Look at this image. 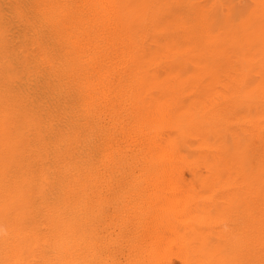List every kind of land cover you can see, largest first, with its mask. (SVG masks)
<instances>
[{"label":"rangeland","instance_id":"rangeland-1","mask_svg":"<svg viewBox=\"0 0 264 264\" xmlns=\"http://www.w3.org/2000/svg\"><path fill=\"white\" fill-rule=\"evenodd\" d=\"M6 1L7 2H5V0H0V2H3V3H0V17L2 16L1 12L7 7L5 5H8V0ZM118 1L119 0H110L109 2L111 3V6L109 10H107L106 12L100 13V14L99 13L95 14L93 18L91 17V26H92L91 28L94 29V32L92 29L90 38H92L94 42H100L98 43L100 47H97L95 49L97 51V52L95 51V54L97 55L100 52L107 57L109 56L108 54H110V56L112 55L111 58L109 56L107 59L108 68L106 69V71H102L101 73V77H104V78L106 77V80H105L106 83L104 84L105 85L107 84V86L105 85L103 86L102 88L103 90L99 96H100V99L103 100V102L105 100L106 107L104 105H102V107L100 106L98 108L99 111H96V113L101 114L100 116L102 117V119L103 118L109 119L107 117L113 116L112 114H114V117L117 116L118 114H119L118 116L124 115L123 119L129 122L131 119H128L129 121L125 119L128 111L126 112L127 109L124 108V106L126 105L128 106L129 100L125 102L126 99L124 96L130 87L137 88L136 82L138 81L140 83L139 84L137 82L138 85L147 84L146 86L149 92H151L153 97L157 100V103H159V106L162 107L166 103L167 106L166 107L163 106L164 108L162 107L160 109L161 110L166 109L167 110L166 112L168 113L170 118H168L169 116H167L165 113L164 115L166 116L165 117L166 120L163 119L164 117L162 118L163 115L161 116L160 121H158V117H157L156 120L158 122H156V120L154 119L152 120L144 119L145 121L148 120L149 122L148 123L147 121L145 122L143 120V114H142V116H140L139 118L142 119L143 122L140 119L139 120L135 119L136 121L131 120L130 122L133 123L134 121L135 124L131 123V125L130 124L128 125H130L131 127L132 125H134V127L136 126L137 128L132 127V130H131V127L128 126L130 128V131H128L129 129L127 130V132L126 130L124 131L123 137L128 138L129 135H130L129 137H131L129 139L123 138V140H121L123 151L125 153L124 158H127L126 152L127 154L129 153L128 157L130 158L129 159L123 158L122 160L123 164L121 163V167H116L114 164L112 165V163H109V161L107 160L104 162L105 164L103 165L102 163L96 162L94 165L88 166L87 163H82V162H86L85 160L82 161L78 159V162H77L75 161L77 160L76 158L72 157L73 159H71V157H67L66 159L67 163L69 164L70 163L72 164L73 162H76V163H74L72 167L70 164L71 168H66L68 169L69 177L64 176L65 179L63 178V181H62L58 177V174L54 173L51 165L47 166L46 164H43L44 167L41 168L43 165H37L35 161L31 163V162L26 161L27 159H25L23 162L22 158H19L21 156L19 155L21 151L18 150L19 148L16 147L15 144H14L15 146H13V142L10 141L9 136L7 135L9 132H11L12 134L11 137L17 136L18 137L17 139H20L22 145L26 147L25 151L30 149L31 145L34 144L32 134L34 133L35 135L39 136V129H41V126H39V123H35L37 120L35 119L34 116L31 115V111L28 112V110H23V109H22L23 111L22 110H20V112L18 111L17 113L18 117L19 116L21 117L23 114V120L20 122L18 121L20 120V117L19 119H17L18 117L14 114V111L11 112L9 109L7 110L5 106L0 107V110H1L0 111V123H2V125L0 124L1 125L0 126V149H1L0 150V165H2L0 167V192H1L0 193V224L7 226L9 230H11L12 228L10 232L11 237L7 240L0 241V264H8L10 257L13 255V252L15 250H19L21 252L23 260L25 261L35 260V258L38 259V256L40 254V248H44L45 244L49 243L47 242V240H50L51 236L57 239H60L61 237H65L66 240H69V241L74 240L75 243L79 245L85 244V241L88 240L87 238H90V237L93 238L95 231L98 230L97 223L99 222V219L100 221H104L103 215L106 214L107 210L109 209L108 207H112V205L114 206L115 203L116 204L118 203V200L116 197L119 196V193L121 191L117 189L118 182L120 180L119 176H121V172L128 171V173L124 172V180H123V181L126 180L125 183L128 182L126 183L128 184L127 187H129V185L133 184L134 182H140L141 181L140 177H143L146 173L148 174L150 173L147 171L154 170V172H156L158 170L159 172V168H157V166H159L158 159L160 158V155L158 154L160 152L163 153L164 151L166 152V155L167 154L169 155L170 153L171 155V156L169 155L170 157H174V156L178 157V158L174 157L175 158L174 161L177 160L176 161L177 163L174 162V166H177L179 162L181 165L179 164L178 165L179 167L177 166L179 170L176 168L177 171H174L173 173H171L172 178L170 179V181H168V183L170 182L171 183L168 184L165 181L166 186L164 183L163 185L166 188L167 185L175 184V186L174 185L173 186L175 187L176 192L174 189V191L172 190L174 193L173 192L172 193L174 194L176 198L179 197L182 200V201L181 200L179 201L180 204H178V212H180L183 206H184L183 208H185L186 206L185 200H188L186 202L187 206L191 205L192 208L187 207L189 212H187L188 214L186 213L187 215L185 216L189 220L185 217L187 219L186 221L187 224L186 222L183 224V221H182L183 219H181L183 216L179 215L180 219L178 218V216H176V219H179L180 222H178L179 220H173V225L175 226V228L174 227L169 228V227H166V225H168L169 223L166 224V223H163L162 221L159 222L157 217H155L156 215L153 216V214L157 213V210L155 211V208H153L154 210H152V207L154 206H152L153 203H151V201L149 200V197L150 199L152 198L151 197L152 193L150 192H152V190L154 189L155 191L156 189L161 190L164 187L160 188L161 187L160 186L158 188L156 184L158 183L159 185H162V184L160 182L157 183L156 181H154L156 178L155 174L152 173L154 176L152 174L151 175L149 174L151 177L148 174H146L149 177L148 176H144V177L145 178L147 177L148 179L151 178L154 181V186L156 185L157 187L155 186L156 188L154 187L152 189L151 186L153 185V181L149 179V181H151L150 182L152 184L151 185L149 184V181L147 178H146L147 180L144 177H143L144 179L141 178L143 179V181H146V184H148V186L151 185L149 188L148 186L143 184L145 186V189L143 188L144 186L142 188L144 189L145 192L142 191L143 193L141 196L142 197L144 196V199H141L142 197L139 198L143 201V202L141 201L142 203L140 202L142 206L141 209L144 207L145 210L143 212L147 210L146 211L147 213L146 212L145 214L141 213L140 214L141 216L137 220L130 221V223H128L129 225L127 224L125 228L124 237L126 238L125 241L127 244V249H126V254L124 255V257L127 259L125 260L126 264H136V262L138 261L134 259L132 260L133 252L134 250L136 251L135 248H139L141 251L145 253V254L142 253L138 249L139 252L142 253V254L140 253V260H143L142 262L143 264H147V263L148 264H154V263L160 264V262H158L160 258L156 257L155 254L157 252L158 254H160L159 252L160 249L158 247L160 244L158 243H161V242L167 243L166 239H169L168 241L171 244H174L176 240H179L181 242V245L187 244V246L184 245L185 248H182V249H181L182 246L181 247L179 246L180 245L179 241H177L176 244H174V245L179 244L178 248L180 247V250L184 249L183 250L184 254L188 256L187 261H185L183 264H244L245 262H246L245 264H264V203H261V202H264V160H262L264 159V145H262V143H264V96H262L264 95V72H262L264 71V52H262L264 51V44H261V43H264V38H262L264 37V34H262V31H259V29L264 28V23H261V21H264V19L261 18V15H264L262 14V12H264V0H258V1L256 0L258 4L256 1L253 2L251 0H237L236 3H235L236 0H219V1L215 0L216 2L214 0H197V1L196 0H180V2L178 0H141V1L140 0H122L121 3L120 1L119 2ZM195 1L197 3L199 1L200 2L197 4ZM211 1L213 5H211L212 4ZM194 3L197 4V5L195 4L196 6H199V9L198 7L193 5ZM215 3L217 4L220 3V4L218 6ZM254 3H256V5ZM259 3H260V6H259ZM189 4H190V7H189ZM234 5H237L238 7ZM253 5L257 7L256 9L259 11V13L261 12V14H258V15L256 14L257 11H254L256 9L253 10ZM191 7L192 8L194 7V8L192 9ZM195 7L198 9V12L205 11L204 15H203V12L202 13L199 12L200 14L203 15V17L202 15L200 16V14L197 12ZM235 7L236 8L240 7V9L235 10ZM176 8H177V11H176ZM206 8H208L209 11ZM221 9L223 13L225 12L224 17H221L223 16ZM210 10H212V12H210ZM191 11L194 12L196 16L199 14L198 17L200 16L201 18H198V17L194 18L195 15H192ZM234 12L238 13V15L237 16L234 15ZM189 14L192 15L193 18ZM206 14L212 15V16H209L212 18L210 19L208 15L205 16ZM259 15L260 17H257ZM189 16L191 18H189ZM204 17H207V18H204ZM230 17H231V20L229 19ZM258 18H261L262 20L261 19L258 20ZM190 19H192V22L194 20V23L197 24L195 25L194 23H192V25L194 24L195 27L191 25ZM204 19L206 20V23ZM97 24H100L99 28H101V31L96 29V27H98ZM186 24H189L191 26L187 25L186 27ZM201 24L204 26H201ZM234 24L235 25L237 24V26H234ZM239 24L243 25V26H240L241 28L242 27L246 28V29L245 28L243 29L245 33L240 30L241 28L239 27ZM181 25H182V28H181ZM230 26H232L233 28ZM237 27H239L240 29ZM177 28H180V30L179 29L177 30ZM202 28H204V30ZM232 29H234V31L236 30L239 32V35L236 34L238 32H235L237 37H234L235 34L233 33L234 31L232 32ZM188 30H193L194 32L188 31ZM95 31H96V34H95ZM258 31L260 32L262 36L257 33ZM151 32H154V33H151ZM195 33L196 34L198 33L197 34L198 37ZM199 33L200 34L202 33L205 36L200 35L199 37ZM232 33H233V37L237 40V41L233 40L232 43L234 42L233 45L235 47H238L239 50H241L239 51L241 55L238 52V49L235 48L230 42L232 39H234L232 37ZM257 36H258V39L260 38L261 40H258ZM238 37H241L242 40L240 38L238 40L237 39ZM26 39L25 37H23V39H21L22 41H20L21 43L18 44V47L15 50V53H13L15 54L14 60L12 57H7L8 55L6 54L5 56H3L4 59L0 60V76L7 77L6 81L8 80V78H12L17 83L23 84L24 79H26L27 76H29V73L33 71L34 69V67H32L33 61L40 54L41 48L39 47V45L35 44V42L29 40V38L28 40ZM254 39L257 40V42H254L255 41ZM205 41L206 42L208 41V42L203 44V42ZM240 41H243V42H240ZM227 43L229 46L227 45ZM229 43L231 44V46ZM242 43L245 46L242 45ZM163 44H164V48H163ZM160 45H162V47ZM224 46L225 48L228 47V49H230L232 46L233 48L227 52L226 50L228 49L221 50L224 48ZM206 47L208 48L206 49ZM160 49L164 50L162 51L164 53L163 58L159 56L160 54L159 52H161ZM233 50H236L239 54L237 55V52H232L233 55H231V51ZM36 51L38 52L35 53ZM222 51L223 53H226V54L228 53L226 56H228L229 54L230 55L226 57L225 54H221ZM208 52H211V53L209 54ZM221 55H223L226 58H230V59L233 58L232 56H235V60L234 58L232 59V61H230V59L221 58L222 59L221 61L220 59ZM239 55L240 57L243 56V58L241 59ZM164 57L166 58V61ZM255 57L258 59H255ZM236 58L237 59L240 58L238 60H240L241 62L238 61ZM253 58L254 60L253 62H251L252 61L251 59ZM16 59H18L19 62H17ZM223 59H225V61ZM219 60L221 61L222 64H224L225 68L226 67L229 68L231 67L230 65H232L231 67L232 69L229 68L231 69V71L228 70L226 72L228 68L225 69L223 65H221ZM227 60H229L232 63L229 64L230 62ZM247 61H250V62H247ZM225 64H229V66H226ZM132 65L134 66V69L135 68L139 69L137 71H140L141 69L140 71L141 73L135 70L136 75L134 76H136V79H134L135 77L132 75V73L135 74V72L132 71L134 70ZM234 65L236 69L234 68ZM255 66H257V69ZM131 67L132 69H130ZM218 67H220V69ZM115 68H117L116 71H115ZM221 69L223 71H220ZM224 71H225V76L227 75L226 73H229L230 71L227 77L231 73L232 74L229 77L235 76L233 80L231 77L230 79L231 81H234V79L238 77L236 80L237 82L238 81L239 82L237 83L235 80L237 85L235 84V82H229L230 80H227L229 78L224 76ZM234 71L239 72V74ZM2 72H5L6 76L1 75ZM27 72L28 74H26ZM137 73L140 75H137ZM125 79L127 80L125 81ZM129 81H131V83ZM0 83H2V80L0 81ZM227 84L229 87L227 86ZM239 84H240V87H238ZM193 86H196V87H193ZM138 88H139L137 89L138 93H137V90L134 91L135 94H138L136 98L140 95L142 91V89L140 88H143V87L138 86ZM234 88H236L235 92H233L234 90L233 91L231 90ZM117 89L119 90V93ZM224 89H228L230 93H228V90L225 91ZM237 89H240V90H237ZM223 91H225L226 93ZM216 92L217 93L219 92V93L216 95L215 94ZM230 94L232 95V97ZM214 95H215V98L213 97ZM176 96L179 98H176ZM216 96L220 98V100L217 99ZM123 98H124V101H123ZM223 98H225V100ZM128 99L130 98L128 97ZM212 100H214V102H218L222 100L221 103L222 102L223 103L222 104L220 103L221 104L220 105L218 102V106H216L217 103L216 104L214 103L216 106L214 109ZM210 103H211V106L213 107L209 105ZM208 106L209 108H211L210 109L211 111L209 110ZM203 108H206V109L204 110ZM257 108H259L260 110ZM168 110L171 111V113ZM119 111L120 112L122 111L121 112L122 114ZM105 115H107V117ZM14 116H16V118ZM121 116L119 117L120 119L122 118ZM1 118H3V121ZM116 118L117 120H120L118 117ZM237 119L241 124H239V122H236ZM241 119H243L242 121L245 123V125L243 122L240 121ZM161 120L165 121L166 123H164ZM247 120L248 121L250 120L249 124ZM13 121H16V122H13ZM137 122L143 125L141 126ZM154 122L157 126H160L161 124H165V127L167 126L166 134L169 135V138L167 141L159 139V141L156 142L157 145L152 144L153 143L152 141H151V144H147V143H150L148 142L150 141L149 140L150 138L143 135L147 133L150 134V131L152 130L150 127L154 126ZM172 122H174V124ZM236 123L239 125H236ZM144 124L147 125L146 129L143 128L144 126L146 127V125ZM149 124L151 126H148ZM241 125H242V128H241ZM251 125H253L254 127ZM138 127L140 129V132L138 131L139 130ZM155 127L153 128L156 129ZM7 128L9 129V131ZM135 129L136 130L138 129L137 130L138 133L137 132L134 133L136 131ZM143 129L145 131H143ZM3 132H4V135H3ZM125 132L127 133V135ZM130 133H132V136ZM140 133L143 135L144 138L141 136ZM138 134L140 135V139L143 140V141L139 140V142H142L140 144L141 146H144L146 150L144 149V147L143 148L141 147L140 149L141 150L143 149L142 150L143 152L149 151L146 153H150L151 157L153 156V154L154 156L155 154L159 156L158 159H157L158 156L152 157V159L154 158L155 160H157L156 161L157 163L155 162V160H152L154 162L153 166H151V164L153 163L149 161L151 159H148L149 158L148 154L144 153L145 155H143V152L139 149L140 151L138 150V154L139 152H141L142 154L141 155L139 154V157H138V154L137 155L135 154L136 151L133 150L134 149L133 145L135 144L134 143L132 144V141L131 143H129V140L130 139L132 140L133 135H138ZM151 138L153 140H156L157 136L155 137L151 136ZM170 140L171 142L168 143V141ZM39 141H41V139ZM164 142H167L168 144ZM170 143H172L173 146H171ZM158 144L160 147H158ZM163 144H167L169 147L171 146L175 151V152L173 151L175 155L172 156V154H174L173 152H169L168 150L166 151L167 148L165 149L166 146L163 147L164 146ZM201 144L204 145V148H201L203 147ZM151 145H153L155 149ZM130 146L132 148H130ZM199 146L201 147L199 148ZM3 148H5L7 151L12 152V154L17 155L15 156L17 157L16 158L17 162L22 163L23 166L24 165L27 166V167L24 166L25 168L24 172L26 170L25 173L23 172V170H22L23 173L21 174L15 171L16 179L11 178L12 176L8 177L9 171H6L4 166L6 165V160L10 161V158L3 154L2 152ZM108 148L106 147V150L104 151L102 150V153L105 155L114 156L116 152L118 151V148H116L115 146H110ZM156 149L159 150L160 152L158 151L159 153L158 152L156 153L157 151ZM130 150H131V153L133 152L132 154H135L133 155L134 156L133 160H132V155L130 154ZM171 150L172 149H170V151ZM152 151L153 152L155 151V152L153 153ZM151 153L153 154L151 155ZM10 157H13V156H10ZM161 158H163L162 155H161ZM164 158H166V156ZM79 160L82 162H80ZM127 161L131 167L133 165L132 169L129 165L128 166L125 165ZM136 162H138L139 164ZM140 162L144 165L145 169L148 168L147 171L143 168H140L141 167ZM148 162H150L149 163L150 165L148 164ZM29 163L31 164L29 165ZM61 163H59V165L62 167ZM67 163L65 162V164ZM146 163H147V166H146ZM135 164L139 165L140 167L138 166L137 168V165L135 166ZM97 165L99 166V168L97 167ZM134 166L136 169L134 168ZM150 166L152 168H150ZM125 168L127 170H124ZM139 168H140V171L138 170ZM129 169H131V171ZM34 170L36 173L34 172ZM143 170H145V172ZM142 171L144 173L142 174L139 173ZM178 171L181 173L179 174ZM135 172H138V173H135ZM158 172H156V175H159ZM68 173L66 172V175ZM130 174H132L133 176ZM135 174L137 175L140 174L139 178L131 179L130 176L134 177ZM18 175L20 178L18 177L19 179L17 180ZM161 175L163 176L161 180L166 177L164 176L163 173ZM153 177L155 178L153 179ZM1 178L3 179V181H1ZM55 178L57 182L59 180L61 184H64L63 189L62 187L61 189L59 188L61 184H58L57 187H55L57 184V182L55 183L56 181L54 180ZM67 179H69L70 182H68L69 180ZM159 180L160 179L158 178V181ZM5 181L7 182L9 181L8 184H6L7 182ZM26 182H27V186L25 184ZM36 182L38 183L36 184ZM73 182L75 183L73 184ZM212 183H213V186H211ZM219 184L221 187L217 186ZM65 186H68V187L65 188ZM127 187H126V191L128 190ZM216 187L219 189L216 190ZM55 188H57V190ZM184 188L187 191H184L183 190ZM53 189L54 191L56 190L55 194L58 192L56 195L53 193ZM244 189L246 192L244 191ZM61 190L63 191L60 192ZM160 190H157V191L160 192ZM181 190L187 193V196H184V198L182 196L184 192L181 193ZM168 191L171 192V189L167 190V192ZM214 191H215V196L213 195ZM3 192H5L4 195H3ZM157 193H153L152 195L156 197V195H158ZM128 196H127V200L129 198ZM158 197L160 196L158 195L155 198L157 202H158V199H157ZM189 197L191 198L190 200H189ZM118 199H120V197H118ZM153 199L151 200L153 201ZM190 201L195 202V203L190 204L189 203ZM126 203L129 204L128 201H126ZM34 204H36L35 207H34ZM128 204H126V206ZM145 205L148 209L145 207ZM240 205H242L243 207ZM35 211L37 212V214ZM148 211L150 212L148 213ZM239 211H241V214ZM236 212L238 213L236 214ZM149 214L151 218L148 217ZM233 215L236 216V218L238 217L239 219L235 220L236 218H233ZM238 215L244 216V218ZM143 216L145 217L142 218ZM227 216L229 217L228 219H227ZM154 217H155V220L157 219L156 221H158V224H155L156 221L151 222L152 220H154ZM202 218H205L206 220H203ZM230 219L233 221L231 222ZM243 219H246V220H243ZM139 220L141 222H139ZM241 220L242 222L240 223L239 221ZM205 221L209 226L205 223ZM211 221L212 223L210 224ZM244 221L246 224L244 223ZM215 222L218 225V228ZM151 223L155 225H151ZM185 224L189 225V227L185 226ZM152 226H155V227H152ZM140 227H142L144 230H145V227H147L146 229L148 230H145V231H148V233L144 232L143 229ZM17 228L21 230V232ZM150 228L153 229L152 234L155 233L153 236L150 232L151 231ZM23 231H25L26 234H23ZM164 231H165V234H164ZM30 232H32L33 234ZM149 232L152 236V237L149 236L150 240H153V242L148 240ZM166 232H168L167 237H165L167 234ZM138 233L140 234V236L142 234L144 236H141L142 238L140 239L139 238L140 236ZM161 233H163V235ZM237 233L239 234V236ZM197 234H199L200 236ZM217 235H219L220 237ZM240 235L243 237H241ZM234 236L240 237L237 239L242 240V242L240 243V241L238 240L236 241L235 240L236 238ZM232 237L235 238L234 239L236 241L235 243H234V240L232 241L233 239ZM143 238H146V240ZM163 238H165V242L162 241ZM176 238H179V239H176ZM129 240H131V242ZM13 241L15 242V244H13L14 243ZM148 241L150 243H148ZM172 241L174 242L172 243ZM230 241H232V243ZM132 242L134 244H132ZM228 243L230 244L228 245ZM152 245H154L155 247ZM230 245L232 246L234 245V246L230 247ZM156 246H157V249L159 250L156 249ZM238 248L239 249L241 248L243 253L241 249L237 250ZM155 249L157 250L156 252H155ZM144 250L147 252L150 251V253L149 252L146 253ZM131 251L133 252L131 253ZM7 252H9V254ZM150 254H153L154 257L158 259V261L155 260L153 255H150ZM140 260H139V263L142 264ZM139 263L137 262V264ZM177 264H180V263H177Z\"/></svg>","mask_w":264,"mask_h":264},{"label":"bare ground","instance_id":"bare-ground-1","mask_svg":"<svg viewBox=\"0 0 264 264\" xmlns=\"http://www.w3.org/2000/svg\"><path fill=\"white\" fill-rule=\"evenodd\" d=\"M110 0H8V5H5L7 6L2 12V16L0 17V60L1 59H4L3 56L8 55L7 57H12L13 60H14V57H15V50L17 49L18 47V44L21 43L20 41H22L21 39H23V37H25V39L28 37L29 40L35 42V44L39 45V47L41 48V51H40V54L37 56V58L33 61V66L34 69L33 71H31L29 73V76H27L26 79H24V82L23 84L21 83H17L16 81H14L12 78H8V80L6 81V78L7 77H2L0 76V81L2 80V83H0V107H3L5 106L7 108V110L9 109L11 112L14 111V114L18 117V111L20 112V110H28L31 111V115L35 117V119L37 120L35 123H39V126H41V129H39V136L35 135L34 133L32 134V137H33V141H34V144L31 145V148L28 149L27 151L26 150V147L24 145H22L20 139H17L18 137L17 136H12L11 132H7L8 136H9V139L11 142H13V146L16 145V147H18L19 151H21L19 153V155H21L19 158H22L23 162L25 159H27L26 161L28 162H36L37 165H43V164H46L47 166H52V169L54 171V173L58 174V177L63 181V178L64 176H67L69 177V173H68V169L66 168H71L72 165L76 162H73L71 164V167H70V164L67 163L66 159L67 157H71V159H73L72 157L76 158L78 162V159L80 160H85L86 162H82V163H87L88 166H91V165H94L96 162L97 163H102L105 164L104 162L107 160L109 161V163H112V165L114 164L116 167H121V163H122V160L124 158V151H123V147H122V144H121V140H123V138H127V137H123V134H124V131L127 130L130 131V128L128 126L131 125L132 122H130L131 120H139L140 116H142L143 114V120L144 119H154L156 120L157 117H158V121H160V118L162 116V118L164 120H166V116L164 115L166 113L167 116L168 113L166 112L167 110L166 109H160L162 108L163 106H167L166 103L161 107L159 106V103H157V100L153 97V95L151 94V92H149L148 88H147V84H143V85H138L137 84V79L136 81V85H137V88L136 87H130L128 89V91L126 92L125 94V102L127 100H129V104L128 106H124L127 112V116L125 119H131L129 122H127L126 120L123 119V116H121L122 120L119 118L120 116H115L114 117V114H112L113 116H109L107 117V115H105L107 118L109 119H102V117L100 116L101 114H97L96 111H99L98 108L102 105L105 106V100L103 102V100L100 99V93L102 92V88L103 86L105 85L104 83L105 80H106V77H101V73L102 71H106V69L108 68V64H107V59L108 57L110 56V54H108L109 56H105L104 54L100 53L99 54H95V49L97 47H100V45L98 43L100 42H94L92 38H90V34H91V30L93 28H91V17L93 18L95 16V14H100V13H103V12H106L107 10H109L110 6H111V3L109 2ZM120 3L122 0H119ZM118 1V2H119ZM141 1V0H140ZM180 2V0H178ZM197 1V0H196ZM195 1V2H196ZM215 1V0H214ZM219 1V0H218ZM217 1V2H218ZM251 1H256V0H251ZM258 1V0H257ZM256 1V2H257ZM5 2H7L5 0ZM200 2V1H199ZM198 2V3H199ZM216 2V1H215ZM237 2V0L235 1V3ZM252 2V3H253ZM0 3H3V2H0ZM149 3V2H148ZM197 3V2H196ZM194 3L193 5L196 6L197 4ZM212 3V1H211ZM6 4V3H5ZM152 4V3H151ZM196 4V5H195ZM217 4V3H215ZM220 4V3H219ZM219 4H217L219 6ZM256 5V3H254ZM258 4V2H257ZM213 5V3L211 4ZM255 5H253V10L256 9L257 7H255ZM151 6V5H150ZM192 6V5H191ZM234 6H237V5H234ZM258 6V5H257ZM259 6H260V3H259ZM4 7V6H3ZM189 7H190V4H189ZM198 7L199 9V6H196ZM195 7V8H196ZM212 7V6H210ZM238 7V6H237ZM255 7V8H254ZM192 8V7H191ZM194 8V7H193ZM192 8V9H193ZM215 8V6H214ZM221 8V7H220ZM169 9V8H168ZM172 9V8H171ZM198 9L196 8L197 12H198ZM208 10V8H206ZM212 9V8H210ZM236 9H240L239 8H236L235 7V10ZM148 10V9H147ZM173 10V9H172ZM214 10V9H213ZM225 10V9H224ZM260 10V9H259ZM176 11H177V8H176ZM190 11V10H189ZM194 11V10H193ZM209 11V10H208ZM222 11V9H221ZM254 11H257L256 14H261V12L259 13V11L256 9ZM261 11V10H260ZM188 12V11H187ZM199 12H203V15L205 14L204 12L205 11H199ZM198 12V13H199ZM210 12H212V10H210ZM238 12V11H236ZM109 13V12H108ZM190 13V12H189ZM196 13V12H195ZM197 13V14H198ZM223 13V11H222ZM221 13V15H222ZM225 13V12H224ZM224 13H223V16L221 17H224ZM106 14V13H105ZM141 14V13H140ZM157 14V13H155ZM191 14L192 15H195V17H198V14L196 16V14H194V12L191 11ZM262 14H264V12H262ZM190 15V14H189ZM192 15H190L192 17ZM202 14H200L201 16ZM202 15V17H203ZM212 16V15H209V14H206L205 16ZM232 15V14H231ZM234 15H238V13H235L234 12ZM233 15V17H234ZM143 16V15H142ZM175 16V15H174ZM189 16V18H191ZM198 17V18H201V17ZM229 16V15H228ZM176 17V16H175ZM257 17H260L257 16ZM188 18V20H189ZM193 18V17H192ZM204 18H207V17H204ZM210 19L212 17H209ZM208 18V19H209ZM261 18L264 19V15H261ZM261 18H258L261 19ZM106 19V17H105ZM161 19V18H160ZM226 19V18H225ZM231 20V17L229 18ZM261 19V20H262ZM134 20V19H133ZM154 20V19H153ZM172 20V19H171ZM175 20V19H174ZM197 20V19H196ZM195 20V21H196ZM205 20V19H204ZM222 20V18H221ZM234 20V19H232ZM101 21V20H100ZM103 21V20H102ZM164 21V20H163ZM173 21V20H172ZM191 21V25L192 23H194V20L192 22V19H190ZM200 21V20H199ZM7 22V23H5ZM126 22V21H125ZM176 22V21H175ZM174 22V23H175ZM189 22V21H187ZM208 22V21H207ZM210 22V21H209ZM236 22V21H234ZM243 22V21H242ZM100 23V22H99ZM102 23V22H101ZM147 23V22H146ZM200 23V22H199ZM204 23V22H203ZM202 23V24H203ZM205 23H206V20H205ZM221 23V22H220ZM261 23H264V21H261ZM124 24V23H123ZM141 24V23H139ZM162 24V23H161ZM179 24V23H178ZM177 24V25H178ZM195 24V23H194ZM194 24L192 26H194ZM201 26H204L202 25ZM238 24V23H237ZM237 24L234 26H237ZM241 24V23H240ZM239 24V27L240 26H243V25H240ZM258 24V23H257ZM256 24V25H257ZM98 27H96L97 30L101 31V28H99V25L100 24H97ZM106 25V24H105ZM104 25V26H105ZM167 25V24H166ZM180 25V24H179ZM187 25L189 24H186V27ZM189 25V26H191ZM197 25V24H195ZM200 25V24H198ZM206 25V24H205ZM209 25V24H208ZM211 25V24H210ZM111 27V25H110ZM164 27V26H163ZM171 27V26H170ZM178 27V26H177ZM195 27V26H194ZM200 27V26H199ZM198 27V28H199ZM232 27V26H230ZM237 27V28H239ZM99 28V29H98ZM124 28V27H123ZM176 28V27H175ZM181 28H182V25H181ZM205 28V27H204ZM204 28H202L204 30ZM233 28V27H232ZM241 28V27H240ZM239 28V29H240ZM245 28V27H244ZM243 27L240 29L241 31L244 32V29ZM261 28V26H260ZM95 29V30H96ZM152 29V28H150ZM180 30V28H177V30ZM201 29V28H200ZM246 29V28H245ZM264 29V28H262ZM262 29H259V31H262V34H264V30ZM202 30V31H203ZM152 31V30H151ZM188 31H193V30H188ZM187 31V32H188ZM234 31V29H232V32ZM240 31V32H241ZM257 32L259 35L260 32ZM93 32H94V29H93ZM175 32V31H173ZM194 32V31H193ZM197 32V31H196ZM235 32H238V31H234L233 33L235 34ZM151 33H154V32H151ZM191 33V32H190ZM233 33H232V37H233ZM245 33V32H244ZM95 34H96V31H95ZM124 34V33H123ZM127 34V33H126ZM178 34V33H177ZM176 34V35H177ZM196 34V33H195ZM198 34V33H197ZM196 34V35H197ZM237 35H239V32L236 33ZM235 34V35H236ZM144 35V34H143ZM188 35V34H186ZM192 35V34H191ZM190 35V36H191ZM195 35V36H196ZM200 35L202 36L203 34L199 33V37ZM234 37H237V35ZM241 35V34H240ZM244 35V34H243ZM257 35V34H256ZM27 36V37H26ZM157 36V35H156ZM163 36V35H162ZM184 36V35H183ZM205 36V35H203ZM262 36V35H261ZM176 37V36H175ZM186 37V36H185ZM192 37V36H191ZM194 37V36H193ZM198 37V35H197ZM231 37V38H232ZM233 37V38H234ZM260 37V36H259ZM28 38L26 40H28ZM122 38V37H121ZM159 38V36H158ZM204 38V37H203ZM227 38V37H226ZM239 38L242 40L241 37H238L237 39L239 40ZM247 38V37H245ZM264 38V37H262ZM150 39V38H149ZM165 39V38H164ZM198 39V38H197ZM201 39V38H200ZM256 39V37H255ZM254 39V40H255ZM257 39H258V36H257ZM226 40V39H225ZM233 40H236L235 38L232 39L230 42L231 44L233 45L232 41ZM253 40V41H254ZM258 40H261L260 38ZM193 41V40H192ZM197 41V40H196ZM201 41V40H200ZM214 41V40H213ZM237 41V40H236ZM198 42V41H197ZM208 42V41H207ZM206 41L203 42L204 43H207ZM239 42V41H238ZM237 42V43H238ZM240 42H243V41H240ZM254 42H257V40H255ZM32 43V42H31ZM110 43V42H109ZM120 43V42H119ZM196 43V42H195ZM236 43V42H235ZM246 43V42H245ZM198 44V43H197ZM230 44V43H229ZM230 44V46H231ZM239 44V43H238ZM241 44V43H240ZM261 44H264V43H261ZM111 45V44H110ZM228 45V43H227ZM242 45H244L242 43ZM162 47V45H160ZM159 46V48H160ZM208 46V45H206ZM229 46V45H228ZM234 46V45H233ZM233 46L228 49V47L221 49V50H224V49H228L226 50L227 52L230 51ZM245 46V45H244ZM235 47V46H234ZM158 48V49H159ZM163 48H164V44H163ZM208 47H206L207 49ZM238 49V52L241 51L239 50L238 47H235ZM119 49V48H118ZM121 49V48H120ZM156 49V50H158ZM236 49V50H237ZM161 50V49H160ZM212 50V49H211ZM236 50H233L231 51V55H233L232 52H237ZM120 51V50H119ZM164 51V50H161V52ZM38 51H36L35 53H37ZM97 52V51H96ZM110 52V51H109ZM115 52V51H113ZM121 52V51H120ZM159 52V51H158ZM161 52H159L160 54H162ZM207 52V51H206ZM237 52V55L240 53ZM258 52V50H257ZM264 52V51H262ZM260 52V53H262ZM105 53V52H104ZM111 53V52H110ZM209 54L211 52H208ZM107 54V53H106ZM158 54V53H157ZM162 58H163V55H160ZM179 54V53H178ZM207 54V53H205ZM221 54H225V56L228 54L226 53H222ZM235 54V53H234ZM254 54V53H253ZM141 55V54H140ZM230 55V54H229ZM228 55V56H229ZM241 55V53H240ZM239 55V57H240ZM35 56V55H34ZM112 56V55H111ZM110 56V58H111ZM115 56V54H114ZM169 56V55H168ZM190 56V55H189ZM223 55L220 56V59L221 58H226V57H222ZM256 56V55H255ZM141 57V56H140ZM208 57V55H207ZM211 57V56H209ZM235 60V56H232ZM231 57V58H232ZM259 57V56H258ZM11 58V59H12ZM33 58V57H32ZM116 58V57H115ZM119 58V57H118ZM128 58V57H127ZM168 58V57H167ZM232 58V59H233ZM241 59L243 58L240 57ZM238 58V59H240ZM252 58V56H251ZM165 61H166V58L164 57ZM214 59V58H213ZM226 59H230V58H226ZM232 59H230V61H232ZM237 59V58H236ZM237 59V60H238ZM255 59H258L255 57ZM261 59V58H260ZM111 60V59H110ZM114 60V59H113ZM225 61V59H223ZM236 60V61H237ZM250 60V58H249ZM253 62L254 58L251 59ZM17 62L18 59H16ZM122 61V60H121ZM120 61V62H121ZM126 61V60H125ZM162 61V60H160ZM159 61V62H160ZM220 61V60H219ZM222 61V59H221ZM220 61V63H221ZM229 61V60H227ZM226 61V62H227ZM229 61V62H230ZM240 61V60H238ZM237 61V62H238ZM260 61V60H259ZM258 61V62H259ZM128 62V61H127ZM139 62V61H137ZM156 62V61H154ZM153 62V63H154ZM241 62V61H240ZM247 62H250V61H247ZM257 62V63H258ZM261 62V61H260ZM4 63V62H3ZM126 63V62H125ZM161 63V62H160ZM224 63V62H223ZM232 62H230L229 64H231ZM235 63V61H234ZM118 64V63H117ZM128 64V63H127ZM134 64V63H133ZM158 64V63H157ZM167 64V62H166ZM229 64H225L226 66H229ZM238 64V63H237ZM236 64V66H237ZM2 65V64H1ZM30 65V64H29ZM221 65H223V67L225 68L224 64L221 63ZM249 65V64H248ZM257 65V64H256ZM133 66V65H132ZM155 66V64H154ZM152 66V67H154ZM164 66V65H163ZM232 67V65H230ZM252 66V64H251ZM31 67V68H32ZM111 67V66H110ZM222 67V69H223ZM229 67V68H231ZM256 69H257V66H255ZM128 68V67H127ZM156 68V67H155ZM220 69V67H218ZM228 67H226L225 69H227ZM227 69L226 72L228 70L231 71V69ZM234 68L236 69L235 65H234ZM262 68V67H261ZM24 69V68H23ZM117 68H115V71H116ZM132 69V67L130 68ZM133 69H134V66H133ZM158 69V68H157ZM163 69V68H162ZM220 70V71H223V70ZM109 70V69H108ZM135 70H139V69H134L132 71L135 72ZM161 70V69H160ZM234 70V69H233ZM251 70V69H250ZM2 71V70H1ZM141 71V69H140ZM140 71H137V72H140ZM229 71V73H230ZM241 71V70H240ZM247 71V70H246ZM234 72H237V71H234ZM250 72V71H249ZM248 72V73H249ZM264 72V71H262ZM141 73V72H140ZM223 73V72H222ZM229 73H226L227 75ZM239 74V72H237ZM236 73V74H237ZM21 74V73H20ZM28 74V72L26 73ZM112 74V73H111ZM232 74V73H231ZM230 74V75H231ZM251 74V73H250ZM1 75H5L6 76V73L5 72H2ZM23 75V74H22ZM132 75H136V72L135 74L132 73ZM137 75H140L137 73ZM207 75V74H206ZM227 75L225 76V71H224V76L227 77ZM229 75V76H230ZM235 75V74H234ZM118 76V75H117ZM221 76V75H220ZM223 76V77H224ZM227 77L229 79L227 80H230L231 77ZM239 76V75H238ZM254 76V75H253ZM108 77V76H107ZM115 77V76H114ZM136 79V76H134ZM139 77V76H138ZM206 77V76H205ZM235 76L232 77V80ZM245 77V75H244ZM169 78V77H168ZM173 78V77H172ZM238 77H236L234 79V81H229V82H235V80L237 79ZM110 79V78H109ZM243 79V78H242ZM240 79V80H242ZM20 80V79H19ZM121 80V79H120ZM127 79H125L126 81ZM132 80V79H131ZM168 80V79H167ZM244 80V79H243ZM21 81V80H20ZM250 81V80H249ZM108 82V81H107ZM131 83V81H129ZM172 82V81H171ZM170 82V83H171ZM221 82V81H220ZM219 82V83H220ZM237 82V80H236ZM235 82V84H236ZM239 82V81H238ZM237 82V83H238ZM244 82V81H243ZM135 83V82H134ZM139 83V82H138ZM165 83V82H164ZM168 83V82H167ZM245 83V82H244ZM133 84V83H132ZM140 84V83H139ZM163 84V83H162ZM200 84V83H199ZM230 84V83H229ZM233 84V83H232ZM234 84V85H235ZM134 85V84H133ZM132 85V86H133ZM222 85V83H221ZM237 85V84H236ZM107 86V84L105 85ZM139 87H143V88H140L142 89L140 95L136 98V96L138 94H135L134 91H136ZM156 86V85H155ZM172 86V85H171ZM228 86V84H227ZM225 86V87H227ZM158 87V86H157ZM156 87V88H157ZM193 87H196V86H193ZM224 87V88H225ZM229 87V86H228ZM240 87V84L239 86ZM236 87V88H238ZM233 88V87H232ZM231 89L233 92H235V89ZM113 89V88H112ZM183 89V88H182ZM194 89V88H193ZM170 90V88H169ZM176 90V88H175ZM225 91L228 90V89H224ZM237 90H240V89H237ZM107 91V90H106ZM118 93H119V90L117 89ZM168 91V90H167ZM223 91V92H225ZM105 92V91H103ZM220 92V91H219ZM218 92V93H219ZM240 92V91H238ZM137 93H138V90H137ZM217 92L215 93L216 95L218 94ZM221 93V92H220ZM226 93V92H225ZM228 93L229 90H228ZM110 94V93H109ZM224 95V93H223ZM231 95V94H230ZM239 95V93H238ZM241 95V94H240ZM258 95V94H257ZM260 95V94H259ZM105 96V95H104ZM135 96V97H134ZM174 96V95H173ZM179 96V95H177ZM176 98H179L177 97ZM184 96V95H183ZM264 96V95H262ZM128 97L130 99H128ZM166 97V95H165ZM215 98V95L213 96ZM217 97V96H216ZM226 97V96H224ZM232 97V95H231ZM239 97V96H238ZM246 97V96H245ZM257 97V96H256ZM136 98V99H135ZM222 98V97H221ZM247 98V97H246ZM261 98V97H259ZM258 98V99H259ZM135 99V100H134ZM209 99V98H208ZM213 99V98H211ZM217 99L220 100V98L217 97ZM225 100V98H223ZM222 99V100H223ZM233 99V98H232ZM235 99V98H234ZM248 99V98H247ZM252 99V98H251ZM255 99V98H254ZM171 100V99H170ZM221 100V101H222ZM250 100V98H249ZM123 101H124V98H123ZM172 101V100H171ZM209 101V100H208ZM213 101V106H211V103L209 104L211 107H213L215 109L216 106H218V102L219 104L221 103V101H218V102H214ZM118 102V101H117ZM165 102V101H164ZM175 102V100H174ZM262 102V101H261ZM102 103V104H101ZM108 103V102H107ZM116 103V102H115ZM170 103V101H169ZM216 106H215V104ZM223 103V102H222ZM221 103V104H222ZM163 104V102H162ZM174 104V103H173ZM220 104V105H221ZM225 104V103H224ZM125 105V104H124ZM161 105V104H160ZM181 105V104H180ZM172 106V105H171ZM224 106V105H223ZM222 106V107H223ZM106 107V106H105ZM176 107V106H175ZM180 107V106H179ZM164 108V107H163ZM173 108V107H172ZM178 108V107H177ZM199 108V107H198ZM202 108V107H201ZM207 108V107H206ZM206 108H203L204 110ZM209 108V106H208ZM207 108V109H208ZM251 108V107H250ZM101 109V108H100ZM103 109V108H102ZM211 108H209L210 110ZM218 109V108H217ZM223 109V108H222ZM256 109V107H255ZM259 109V108H257ZM22 110V111H23ZM165 110V111H164ZM171 110V109H170ZM208 110V111H209ZM219 110V109H218ZM260 110V109H259ZM1 111V110H0ZM102 111V110H100ZM104 111V110H103ZM169 111V110H168ZM211 111V110H210ZM224 111V110H223ZM226 111V110H225ZM120 112V111H119ZM122 112V111H121ZM120 112V113H121ZM171 113V111H169ZM186 112V111H185ZM188 112V111H187ZM228 112V111H227ZM130 113V114H128ZM205 113V112H204ZM224 113V112H223ZM13 114V115H14ZM116 114V113H115ZM122 114V113H121ZM216 114V113H215ZM104 115V113H103ZM175 115V113H174ZM188 115V114H187ZM224 115V114H223ZM240 115V114H239ZM5 116V115H4ZM16 116H14L16 118ZM160 116V117H159ZM173 116V115H172ZM13 117V119H14ZM20 117V116H19ZM19 117L17 119H19ZM118 117L120 120H117ZM186 117V116H185ZM170 118V116L168 117ZM2 121H3V118H1ZM136 119V120H135ZM240 119V118H239ZM16 120V119H15ZM23 120V114L22 116L20 117V120L18 121H22ZM142 121V119H140ZM148 120H146L148 122ZM150 120V121H151ZM173 120V119H172ZM236 120V119H235ZM234 120V121H235ZM243 119H241L240 121H242ZM133 121L132 124H135V122ZM145 121V120H144ZM145 121V122H146ZM156 120V122H158ZM163 121V120H161ZM169 121V120H168ZM250 121V120H249ZM249 121L247 120L248 124H249ZM11 122V120H10ZM13 122H16V121H13ZM140 122V121H139ZM143 122V121H142ZM164 123H166L165 121H163ZM170 122V121H169ZM236 122H239L238 119ZM9 123V122H8ZM138 123V122H137ZM149 123V122H148ZM152 123V122H151ZM174 124V122H172ZM244 123V122H243ZM242 123V124H243ZM2 125V123H0ZM10 124V123H9ZM8 124V125H9ZM32 124V123H31ZM130 124V125H128ZM139 125H141V123H138ZM137 124V126H138ZM153 124V123H152ZM160 124V123H159ZM170 124V123H169ZM232 124V123H231ZM239 124H241L239 122ZM236 123V125H239ZM257 124V123H256ZM0 125V126H1ZM143 125V124H142ZM141 125V126H142ZM146 125V124H144ZM162 125V127H161ZM160 126H157L154 122V126L156 129H154L153 127H150L152 130L150 131V134H143L147 137H149L150 143H146L147 144H151V141L153 142L152 144H156L157 141L160 140H164V141H167L168 138H169V135L166 134L167 130H166V127H165V124H161ZM164 125V127H163ZM233 125V124H232ZM245 125V123H244ZM254 125V124H253ZM251 125V126H253ZM7 126V125H6ZM12 126V125H11ZM28 126V125H27ZM148 126H151L150 124ZM250 126V125H248ZM13 127V126H12ZM128 127V128H127ZM131 127V126H130ZM132 127H134V125H132ZM132 127H131V130H132ZM254 127V126H253ZM252 127V128H253ZM11 128V127H10ZM127 128V129H126ZM134 128H137L136 126ZM142 128V127H141ZM143 128H147V125L146 127L144 126ZM149 128V127H148ZM236 128V127H235ZM240 128V127H239ZM241 128H242V125H241ZM251 128V127H250ZM8 129V128H7ZM139 129V127H138ZM137 129V130H138ZM168 129V128H167ZM262 129V128H261ZM136 130V129H135ZM134 130V131H135ZM133 131L134 133H138V131L140 132V129L138 131ZM188 130V129H187ZM201 130V129H200ZM225 130V128H224ZM252 130V129H251ZM6 131V130H5ZM9 131V129H8ZM143 131H145L143 129ZM148 131V130H147ZM125 132V133H126ZM153 132V133H151ZM259 132V131H258ZM257 132V133H258ZM26 133V132H25ZM29 133V132H28ZM256 133V134H257ZM129 134V133H128ZM131 136H132V133H130ZM141 134V133H140ZM3 135H4V132H3ZM127 135V133H126ZM125 135V136H126ZM143 135L141 134V136L143 137ZM261 135V134H260ZM130 136V135H129ZM131 138V137H129ZM152 137H155L157 136V139L156 140H153ZM219 136V135H217ZM30 137V136H29ZM141 137V138H142ZM222 137V135H221ZM144 138V137H143ZM142 138V139H143ZM260 138V136H259ZM258 138V139H259ZM41 139V141H39ZM147 139V138H146ZM201 139V138H200ZM257 139V141H258ZM126 140V139H125ZM140 141H143L140 139V135H133L132 137V140L130 139L129 140V143H131L132 141V144L134 143L135 145H133L134 147V151H136V155L138 154V150L144 146H141L140 143L142 142H139ZM232 140V139H231ZM260 140V139H259ZM25 141V140H24ZM114 141V142H113ZM145 141V140H144ZM155 142V143H154ZM171 142L168 141V143ZM232 142V141H231ZM159 143V142H158ZM164 143H167V142H164ZM167 143V144H168ZM261 143V142H260ZM15 144V145H14ZM146 144V145H147ZM162 144V143H160ZM167 144H163L166 149V151L168 150L169 152H173L174 149L171 147L173 146L172 143H170V147L167 145ZM232 144V143H231ZM109 145V146H108ZM157 145V144H156ZM202 145V144H201ZM262 145H264V143H262ZM110 146H115L116 148H118V151L116 152V154L114 156H111V155H105L102 153V150H106V147H110ZM153 147V145H151ZM203 147L199 146V148H204V145H202ZM259 146V145H258ZM261 146V145H260ZM29 147V146H28ZM158 147L159 144H158ZM209 147V146H208ZM262 147V146H261ZM130 148H132L130 146ZM154 148V147H153ZM198 148V149H199ZM145 149V147H144ZM155 149V148H154ZM158 149V148H157ZM156 149V150H157ZM163 149V150H165ZM170 149H172L170 151ZM1 150V149H0ZM109 150V148H108ZM114 150V149H113ZM132 150V149H131ZM131 150H130V154L132 155V160L134 159V156L135 154H132L131 153ZM132 150V151H133ZM141 150V149H140ZM139 150V151H140ZM143 150V149H142ZM141 150V151H142ZM146 150V149H145ZM162 150V151H163ZM176 150V149H175ZM128 151V150H127ZM159 150L156 151V153L158 152ZM202 151V149H201ZM213 151V150H212ZM2 152L4 155L8 156L10 158V161H7L6 160V165L4 166L6 171H9V175L8 177H11V178H15V171L18 172V173H23L24 172V166L27 167L26 165H22V163L20 162H17V155L15 154H12V152L10 151H7L5 148L2 149ZM107 152V151H105ZM114 152V151H113ZM143 152V151H142ZM146 152H149V151H146ZM146 152H143V155H145L144 153ZM153 152V151H152ZM155 152V151H154ZM153 152V153H154ZM160 152V151H159ZM158 152V153H159ZM165 152V151H164ZM164 152H160L158 155H160V158L158 155L151 153V155L153 154L154 157L158 156L157 159L159 161V166H157V168H159V172L158 170L156 172L159 173V175H156V172H154V170H151V171H147V163H146V168H144V165L142 166L140 164L137 165L135 164V166L137 165V168L138 166L140 168H143L145 169L147 172H150L149 174L151 175L152 173L155 174V177H153V179L155 178L154 181H156L157 183L160 182L162 185H159L156 184L158 186V188H162L164 187L163 183L165 184L166 186V183H168V181H170V179L172 178V174L174 171H177L176 168L177 166L180 164H177V166H174V156L175 155V151L173 152L174 154H172V156L174 157H170V153L169 155L167 154L166 155V152L164 154ZM214 152V151H213ZM253 152V151H252ZM260 152V151H259ZM258 153V152H257ZM24 154V155H22ZM107 154V153H106ZM114 154V153H113ZM129 154V153H128ZM127 154L126 152V156L127 158H124V159H129L130 157H128L129 155ZM139 154L141 155L142 153L139 152ZM139 154H138V157H139ZM148 154V159H151L149 160L151 163V166L154 165V162L152 160H155L154 158L152 159V157L150 156V153H146ZM164 154V156H163ZM161 155L163 158H161ZM257 155V154H256ZM10 156H13V157H10ZM166 156V158H164ZM260 156V155H259ZM30 157V158H29ZM151 157V158H150ZM169 157V158H167ZM255 157V156H254ZM258 157V156H257ZM262 157V156H261ZM15 158V159H13ZM29 158V160H28ZM137 158V157H135ZM147 158V157H145ZM178 158V157H176ZM182 158V157H181ZM184 158V156H183ZM164 159V160H163ZM257 159V158H256ZM261 159V158H260ZM5 160V159H4ZM264 160V159H262ZM63 161V162H62ZM68 164H65V162ZM137 161V160H136ZM143 161V160H142ZM147 161V160H146ZM157 160H155L156 162ZM182 161V160H180ZM184 161V160H183ZM62 162V163H61ZM135 162V161H133ZM145 162V161H144ZM148 162V164L150 163ZM27 163V162H26ZM29 163V165L31 164ZM59 163H61L62 167L59 165ZM138 163V162H136ZM157 163V162H156ZM177 163V162H176ZM184 163V162H183ZM192 163V162H191ZM123 164V163H122ZM139 164V163H138ZM100 165V164H99ZM126 166L129 165L128 161L127 163L125 164ZM150 165V164H149ZM148 165V166H149ZM181 165V164H180ZM184 165V164H183ZM2 165H0L1 167ZM69 166V167H68ZM124 166V165H123ZM130 166V165H129ZM134 166V168H135ZM150 166V168H152ZM189 166V165H188ZM191 166V165H190ZM251 166V165H250ZM15 167V168H14ZM32 167V166H30ZM37 167V166H36ZM39 167V166H38ZM44 165L41 167L43 168ZM97 167L99 168V166L97 165ZM131 167V166H130ZM179 167V166H178ZM234 167V166H233ZM232 167V168H233ZM236 167V166H235ZM74 168V167H73ZM106 168V166H105ZM133 168V165L131 167V169ZM140 168L138 169L140 171ZM197 168V167H195ZM11 169V170H9ZM30 169V168H29ZM33 169V168H32ZM47 169V168H46ZM45 169V170H46ZM49 169V167H48ZM128 169V167H127ZM126 168L124 170H127ZM131 169H129L131 171ZM136 169V168H135ZM134 169V170H135ZM178 169V168H177ZM200 169V167H199ZM226 169V168H225ZM23 170V172H22ZM121 170V169H120ZM142 170V169H141ZM145 170H143L145 172ZM150 170V169H149ZM179 170V169H178ZM227 170V169H226ZM232 170V169H231ZM47 171V170H46ZM133 171V170H132ZM139 172V173H144V172ZM26 172V170H25ZM24 172V173H25ZM35 172V170H34ZM66 172L68 173L66 175ZM126 172V171H124ZM124 172H121V176H119V182H118V188L120 191L119 193V196H117V200H118V203L114 204V206L112 205V207H108L109 209L107 210L106 214L103 215L104 217V221H100L99 219V222L97 223V228L98 230L95 231V234L92 237L90 238H87L88 240L85 241V244L83 245H79V244H76L74 240H66L65 237H61L60 239H57V238H54L51 236L50 240H47V242H49L48 244L46 243L45 244V247L44 248H40V254L38 256V259L35 258V260H29V261H25L23 260V257L21 255V252L19 250H15L13 252V255L10 257V260L8 262V264H126L125 260H127L124 255L126 254V249H127V244H126V238L124 237L125 234H124V231H125V228L127 226L128 223H130V221H134V220H137L141 215V213H144L143 212L145 210V208L143 207L141 209V203L143 202L141 199H144V196L142 197V191H144L145 189V186H148V184H146V181H143V179L145 178L144 176H148V175H144L143 177H140V180L143 182H134L133 184H130L129 187L128 182L125 183L124 180ZM161 172V173H160ZM179 172V171H178ZM233 172V171H232ZM17 173V174H18ZM36 173V172H35ZM123 173V174H122ZM128 173V171L126 172ZM125 173V174H126ZM130 173V172H129ZM135 173H138V172H135ZM157 173V174H158ZM164 174V176H166L165 178H163L161 180V178L163 177L161 174ZM181 172H179L180 174ZM152 174V175H153ZM6 175V174H5ZM34 175V174H32ZM36 175V174H35ZM128 175V174H127ZM132 175V174H130ZM140 175V174H139ZM139 175L135 174L134 177H131L130 178H134V179H137L139 178ZM149 175V176H150ZM37 176V175H36ZM41 176V174H40ZM129 176V175H128ZM133 176V175H132ZM148 176V177H149ZM154 176V175H153ZM161 176V177H159ZM176 176V175H175ZM19 175L17 176V180L20 178H18ZM126 177V175H125ZM151 177V176H150ZM178 177V176H177ZM227 177V176H225ZM28 178V177H27ZM40 178V177H39ZM38 178V179H39ZM73 178V177H72ZM129 178V177H127ZM143 178V179H141ZM147 178V177H146ZM145 178V179H146ZM158 178L160 179L158 181ZM184 178V177H183ZM182 178V179H183ZM211 178V177H209ZM208 178V179H209ZM9 179V178H8ZM16 179V178H15ZM65 179V178H64ZM148 179V178H147ZM146 179V180H147ZM150 180H152L151 178H149ZM148 179V181H149ZM157 179V180H156ZM181 179V178H179ZM12 180V179H11ZM16 180V181H17ZM33 180V179H32ZM36 180V179H35ZM56 180V178L54 179ZM69 180V179H67ZM79 180V179H77ZM177 180V179H176ZM1 181H3V179L1 178ZM31 181V180H30ZM65 181V180H64ZM117 181V180H116ZM153 181V180H152ZM154 181H153V185L150 183L151 181H149V185L148 187L153 189L155 186H154ZM162 181V182H161ZM166 181V183H165ZM173 181V179H172ZM187 181V180H186ZM185 181V182H186ZM7 182V181H5ZM9 182V181H8ZM8 182L6 184H8ZM57 182V180L55 181V183ZM67 182V181H66ZM65 182V183H66ZM70 182V180L68 181ZM80 182V181H79ZM78 182V183H79ZM180 182V181H179ZM4 183V182H3ZM38 182H36L37 184ZM75 182H73L74 184ZM77 183V184H78ZM132 183V182H131ZM142 183V184H141ZM148 183V182H147ZM171 183V182H170ZM168 183V184H170ZM227 183V182H226ZM5 184V183H4ZM26 186H27V182L25 183ZM58 184H61V182L58 180L56 186L54 184L55 187H57ZM113 184V183H112ZM144 184V185H143ZM187 184V183H186ZM211 184V183H209ZM223 184V183H222ZM225 184V183H224ZM228 184V183H227ZM3 185V184H2ZM10 185V184H9ZM64 184H61V186L59 187L61 189H63V186ZM68 185V183H67ZM76 185V184H75ZM175 184H171V185H167V189L164 187L162 188L161 190L160 189H155L152 190V192L150 193H157L160 197H158V202L155 200V198L158 196L156 195V197H154L152 194H151V199H153V201L157 202H153L150 197H149V200L151 201V203H153L152 206V210H154L153 208H155V211L157 210V213L153 214L156 215L155 217H157L158 221L159 222H163V223H166L168 225H166V227H169V228H175V226L173 225V220H179L180 217L179 215L183 216L181 219H183V224L187 221V217L185 215H187L189 212V210L187 209V207H191V205L187 206V201L188 200H185V208L182 207V211L180 210V212H178V204L179 201L181 200L179 197L176 198L174 196V189H175ZM215 185V183H214ZM144 186V187H143ZM156 186V187H157ZM171 186V187H169ZM182 186V185H181ZM185 186V185H184ZM200 186V185H199ZM213 186V183L212 185ZM219 187V185H217ZM230 186V184H229ZM68 187V186H65V188ZM75 187V186H73ZM126 187L128 188V190L126 191ZM144 189H143V188ZM155 187V188H156ZM174 187V188H173ZM4 188V187H3ZM58 188V189H59ZM171 189V192H167V190H170ZM178 188V186H177ZM213 188V187H211ZM215 188V187H214ZM226 188V187H225ZM224 188V189H225ZM230 188V187H229ZM232 188V187H231ZM2 189V187H1ZM26 189V188H25ZM52 189V188H51ZM57 190V188H55ZM59 189V190H60ZM166 189V190H164ZM180 189V188H179ZM188 189V187H187ZM190 189V188H189ZM199 189V188H198ZM219 189L216 187V190ZM223 189V188H222ZM4 190V189H3ZM56 190L54 191L53 189V193L55 194ZM70 190V189H69ZM68 190V191H69ZM149 190V189H148ZM157 190H160L161 194L159 191ZM173 190V191H172ZM184 191H187L185 190V188L183 189ZM215 190V191H216ZM227 190V189H226ZM63 190H61L60 192H62ZM118 191V190H117ZM178 191V190H177ZM181 190V193L184 192ZM189 191V190H188ZM215 191H214V196H215ZM219 191V190H218ZM223 191V190H222ZM221 191V192H222ZM245 191V189H244ZM6 192V191H5ZM5 192H3V195L5 194ZM18 192V191H17ZM25 192V190H24ZM128 192V193H127ZM145 192V191H144ZM173 192V193H172ZM175 192H176V189H175ZM246 192V191H245ZM1 193V192H0ZM58 193V192H57ZM56 193V194H57ZM211 193V192H210ZM27 194V192H26ZM55 194V195H56ZM145 194V193H144ZM147 194V193H146ZM178 194V192H177ZM176 194V195H177ZM180 194V193H179ZM185 194V195H184ZM129 195V196H128ZM182 195V194H181ZM249 195V194H248ZM23 196V195H22ZM52 196V195H51ZM127 196L130 198H128L127 200ZM150 196V195H149ZM183 198L184 196H187V193L184 192L183 193ZM189 196V195H188ZM209 196V195H207ZM25 197V196H24ZM118 197H120V199H118ZM140 197H142L141 199H139ZM191 197V196H190ZM189 197V200L191 199ZM186 198V197H185ZM195 198V197H194ZM211 198V197H210ZM6 199V198H5ZM36 199V198H35ZM38 199V198H37ZM44 199V198H43ZM146 199V198H145ZM193 199V197H192ZM261 199V198H260ZM7 200V199H6ZM4 200V201H6ZM34 200V199H33ZM32 200V201H33ZM184 200V199H183ZM202 200V199H201ZM210 200V199H209ZM252 200V199H251ZM3 201V200H2ZM31 201V202H32ZM80 201V199H79ZM110 201V199H109ZM108 201V202H109ZM113 201V200H112ZM126 201L129 202L126 203ZM142 201V202H141ZM182 201V200H181ZM194 201V200H192ZM40 202V201H39ZM115 202V201H114ZM113 202V203H114ZM141 202V203H140ZM205 202V201H204ZM254 202V201H253ZM259 202V201H258ZM110 203V202H109ZM145 203V202H144ZM190 204L191 203H195V202H189ZM188 203V204H189ZM261 203H264V202H261ZM126 204H128L126 206ZM36 204H34V207H35ZM256 205V204H255ZM43 206V205H42ZM41 206V207H42ZM197 206V205H196ZM239 206V205H238ZM242 206V205H240ZM262 206V205H261ZM259 206V207H261ZM146 207V205H145ZM243 207V206H242ZM38 208V207H37ZM85 208V207H84ZM147 208V207H146ZM192 208V207H191ZM148 209V208H147ZM236 209V208H235ZM234 209V210H235ZM10 210V209H9ZM151 210V209H150ZM151 210V211H152ZM255 210V209H254ZM260 210V209H259ZM33 211V210H32ZM10 212V211H9ZM36 212V211H35ZM42 212V211H40ZM45 212V211H44ZM150 211H148L149 213ZM235 212V211H234ZM240 214H241V211H239ZM243 212V211H242ZM147 213V212H146ZM181 213V214H180ZM187 213V214H186ZM229 213V212H228ZM238 212H236L237 214ZM37 214V212H36ZM97 214V213H96ZM234 214V215H236ZM7 215V213H6ZM99 215V214H98ZM152 215V214H151ZM227 215V214H226ZM233 215V218H236V216ZM36 216V215H34ZM33 216V217H34ZM176 216H178L179 219H176ZM238 216H241V215H238ZM8 217V216H7ZM46 217V216H45ZM145 216H143L142 218H144ZM147 217V216H146ZM150 217V214L149 216ZM155 217H154V220L153 217L151 222H155ZM187 219H186V218ZM192 217V216H191ZM204 217V216H203ZM224 217V216H223ZM242 218H244V216H241ZM246 217V216H245ZM251 217V216H250ZM101 218V217H100ZM151 218V217H150ZM185 218V219H184ZM201 218V217H200ZM229 217L227 216V219ZM110 219V220H109ZM194 219V218H193ZM203 220H206L205 218H202ZM239 219L238 217L235 219L237 220ZM18 220V219H16ZM15 220V221H16ZM20 220V219H19ZM33 220V219H32ZM185 220V221H184ZM189 220V219H188ZM200 220V219H198ZM212 220V219H211ZM231 220V219H230ZM229 220V221H230ZM243 220H246V219H243ZM158 221L155 222V224H158ZM221 221V220H220ZM226 221V220H225ZM233 220H231L232 222ZM31 222V221H30ZM139 222H141L139 220ZM180 222V220L178 221ZM214 222V221H213ZM217 222V221H216ZM215 222V224H216ZM227 222V221H226ZM240 223L242 222L239 221ZM250 222V220H249ZM261 222V221H260ZM20 223V222H19ZM32 223V222H31ZM143 223V222H142ZM182 223V222H181ZM190 223V222H188ZM203 223V221H202ZM206 223V221H205ZM209 223V222H208ZM212 223V221L210 222V224ZM224 223V222H223ZM228 223V222H227ZM235 223V222H233ZM239 223V224H240ZM245 223V221H244ZM15 224V223H14ZM42 224V223H41ZM153 223H151V225H155ZM187 224V222H186ZM187 227H189V225H186ZM207 224V223H206ZM219 224V223H218ZM237 224V223H235ZM246 224V223H245ZM39 225V224H37ZM129 225V224H128ZM139 225V224H138ZM137 225V226H138ZM145 225V224H144ZM199 225V223H198ZM203 225V224H202ZM208 225V224H207ZM217 225V224H216ZM220 225V224H219ZM17 226V225H16ZM136 226V227H137ZM142 226V225H141ZM209 226V225H208ZM211 226V225H210ZM237 226V225H236ZM34 227V226H33ZM130 227V226H129ZM139 227V226H138ZM150 227V226H149ZM152 227H155V226H152ZM158 227V226H157ZM233 227V226H232ZM96 228V229H97ZM142 228V227H140ZM147 227H145V230H148L146 229ZM215 228V227H214ZM217 228H218V225H217ZM245 228V227H244ZM247 228V227H246ZM258 228V227H257ZM18 229V228H17ZM143 229V228H142ZM156 229V228H155ZM154 229V231H155ZM159 229V228H158ZM12 230V228H11ZM10 230V232H11ZM16 230V229H15ZM19 230V229H18ZM131 230V229H130ZM141 230V229H140ZM139 230V231H140ZM143 229L144 232H147L148 231H145ZM150 232L152 234V231L153 229L150 228ZM160 230V229H159ZM173 230V229H172ZM231 230V229H230ZM247 230V229H246ZM245 230V231H246ZM260 230V229H259ZM21 232V230H19ZM137 231V230H136ZM135 231V232H136ZM229 231V230H228ZM239 231V230H238ZM251 231V230H250ZM16 232V231H15ZM37 232V231H36ZM43 232V231H42ZM45 232V231H44ZM47 232V231H46ZM149 232V234H150ZM169 232V231H168ZM168 232H166V236L168 235ZM174 232V231H173ZM237 232V231H236ZM234 232V233H236ZM244 232V231H243ZM247 232V231H246ZM253 232V231H252ZM261 232V231H260ZM32 233V232H30ZM38 233V232H37ZM130 233V231H129ZM134 233V231H133ZM140 233V232H139ZM138 233V234H139ZM142 233V232H141ZM227 233V232H226ZM225 233V234H226ZM23 234H26L25 231H23ZM33 234V233H32ZM39 234V233H38ZM46 234V233H45ZM148 234V240H150V237H152L154 234H151L149 235ZM163 235V233H161ZM160 234V236H161ZM164 234H165V231H164ZM174 234V233H173ZM238 234V233H237ZM243 234V233H242ZM252 234V233H251ZM48 235V234H47ZM199 235V234H197ZM255 235V234H254ZM253 235V236H254ZM14 236V235H13ZM43 236V235H42ZM46 236V235H45ZM136 236V234H135ZM138 236V235H137ZM140 236V234H139ZM141 236H144L143 234ZM139 237L140 239L142 237ZM150 236V237H149ZM200 236V235H199ZM219 236V235H217ZM227 236V235H226ZM224 236V237H226ZM232 236V235H231ZM239 236V234H238ZM241 236V235H240ZM258 236V235H257ZM175 237V236H173ZM220 237V236H219ZM230 237V236H229ZM235 238L232 239V241L235 239L236 241L238 240L237 238H240V237H236L234 236ZM243 237V236H241ZM256 237V236H255ZM73 238V237H72ZM137 238V239H139ZM45 239V238H44ZM146 240V238H143ZM164 239V240H163ZM162 241L165 242V238H163ZM176 239H179V238H176ZM231 239V238H230ZM13 240V239H11ZM167 240V243H158L160 244L158 246L157 242V246L159 247V249H157V246H156V249L159 250L160 254H158V252L155 254L156 257H159V261L156 257H154L153 254H150V255H153V257L155 258V260H157L158 262H160V264H177V263H180V264H183L185 261H187V255L184 254V249L183 250H180V247L181 249L182 248H185L184 245L187 246V244H182L181 245V242L179 240H176L179 241L180 243V247L178 248V245H174L176 244V242L174 244H171L169 243V239H166ZM174 240V239H173ZM234 240V243L236 242ZM244 240V239H243ZM249 240V238H248ZM254 240V239H253ZM131 242V240H129ZM153 242V240H150ZM175 241V240H174ZM172 241V243L174 242ZM217 241V240H216ZM226 241V239H225ZM224 241V243H225ZM232 241H230L232 243ZM240 241V243L242 242V240H238ZM14 242V241H13ZM151 242V243H152ZM229 242V241H227ZM249 242V241H248ZM147 243V241H146ZM148 243H150L148 241ZM183 243V242H182ZM239 243V244H240ZM244 243V241H243ZM242 243V244H243ZM15 244V242L13 243ZM12 244V245H13ZM132 244H134L132 242ZM140 244V243H139ZM230 243H228L229 245ZM238 244V243H237ZM8 245V244H7ZM6 245V246H7ZM236 245V244H235ZM244 245V244H243ZM11 246V245H10ZM14 246V245H13ZM154 246V245H152ZM232 245H230L231 247ZM234 246V245H233ZM232 246V247H233ZM248 246V244H247ZM254 246V245H253ZM140 247V245H139ZM155 247V246H154ZM256 247V246H255ZM4 248V247H3ZM133 249V248H132ZM130 249V250H132ZM136 251L134 250L131 251V253L133 252V258L132 260H138L137 262L139 263V260H140V253H144L143 251H141L139 248H135ZM141 252H139V250ZM155 249V252L157 251ZM241 249V248H240ZM239 248L237 250H240ZM9 250V249H8ZM188 250V249H187ZM250 250V249H249ZM255 250V249H254ZM13 251V250H12ZM145 251V250H144ZM183 251V252H182ZM186 251V250H185ZM242 251V249H241ZM251 251V250H250ZM146 253H150V251H145ZM232 252V251H231ZM9 254V252H7ZM141 253V254H142ZM243 253V251H242ZM249 253V252H248ZM145 254V253H144ZM143 254V255H144ZM5 255V254H4ZM149 255V257H150ZM8 256V255H7ZM37 256V255H36ZM148 256V255H147ZM142 257V256H141ZM152 257V258H153ZM3 258V257H2ZM5 258V257H4ZM8 259V258H7ZM32 259V258H31ZM142 259V258H141ZM149 259V258H148ZM246 259V258H244ZM151 260V259H150ZM262 260V259H261ZM2 261V260H1ZM141 263L143 262V260H140ZM156 261V262H157ZM257 261V260H256ZM136 262V264H137ZM153 262V261H152ZM182 262V263H181ZM199 262V261H198ZM262 262V261H261ZM246 263V262H245ZM244 263V264H245ZM140 264V263H139ZM143 264V263H142ZM148 264V263H147ZM155 264V263H154Z\"/></svg>","mask_w":264,"mask_h":264},{"label":"clouds","instance_id":"clouds-1","mask_svg":"<svg viewBox=\"0 0 264 264\" xmlns=\"http://www.w3.org/2000/svg\"><path fill=\"white\" fill-rule=\"evenodd\" d=\"M11 237L10 230L7 226L0 224V241L7 240Z\"/></svg>","mask_w":264,"mask_h":264}]
</instances>
